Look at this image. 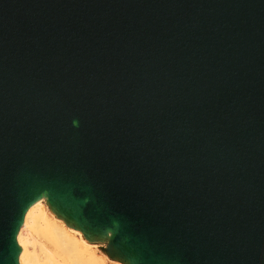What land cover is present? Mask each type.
I'll return each mask as SVG.
<instances>
[{"label": "water", "instance_id": "obj_1", "mask_svg": "<svg viewBox=\"0 0 264 264\" xmlns=\"http://www.w3.org/2000/svg\"><path fill=\"white\" fill-rule=\"evenodd\" d=\"M42 197L124 264H264V0H0V264Z\"/></svg>", "mask_w": 264, "mask_h": 264}, {"label": "bare ground", "instance_id": "obj_2", "mask_svg": "<svg viewBox=\"0 0 264 264\" xmlns=\"http://www.w3.org/2000/svg\"><path fill=\"white\" fill-rule=\"evenodd\" d=\"M17 239L21 248L20 264H39L40 253L35 251L39 249L46 253L48 248L44 244L45 241L55 244L62 251L64 258L70 257L66 259L65 264H85L74 257L81 249L89 247L99 257H107L98 242L89 240L81 229L70 225L57 214L50 207L46 197H42L29 208ZM50 264L58 262L51 258Z\"/></svg>", "mask_w": 264, "mask_h": 264}, {"label": "rangeland", "instance_id": "obj_3", "mask_svg": "<svg viewBox=\"0 0 264 264\" xmlns=\"http://www.w3.org/2000/svg\"><path fill=\"white\" fill-rule=\"evenodd\" d=\"M45 242H44V244H46L47 248H48L46 253L39 251V249H37L35 251L36 253L37 252L40 253L39 254V257H40L39 258V260H40L39 264H50L51 258L53 260L57 261L58 264H65V262L67 261L66 259L70 258V257L64 258L62 251L55 244L48 243V242L45 243ZM99 244L103 247L104 255H106L107 257H105V258L99 257L89 247L86 249H81L74 258L77 260H82L85 264H124L119 260H114V259L109 257V255L107 254V244H105V243L104 244L99 243Z\"/></svg>", "mask_w": 264, "mask_h": 264}]
</instances>
